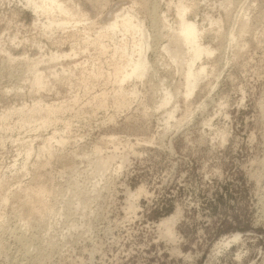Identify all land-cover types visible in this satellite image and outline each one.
Wrapping results in <instances>:
<instances>
[{"label": "rangeland", "instance_id": "rangeland-1", "mask_svg": "<svg viewBox=\"0 0 264 264\" xmlns=\"http://www.w3.org/2000/svg\"><path fill=\"white\" fill-rule=\"evenodd\" d=\"M79 1L96 23L116 4L131 3L109 0L101 13L90 0ZM177 1L139 5L154 34L149 50L154 65L142 80L125 83L139 96L116 108L110 52L85 49L82 33L77 42L61 30L49 34L35 25L21 0H0V111L38 101L68 107L46 131L15 129L6 138L3 126L14 127L20 116L1 122L0 140L6 141L0 143V171L7 179L0 196L10 199H0V264H264V0L184 1L215 50L204 59L209 76L190 97L177 64L162 54L168 30L153 27L148 14L171 5L167 13L174 22ZM73 44L76 55L52 67L45 61L52 51L71 52ZM33 60L42 63L38 67L50 89L32 87ZM90 62L94 71L98 65L105 69V79L93 78ZM53 67L60 75L51 74ZM167 87L178 88V95L159 107ZM103 92L107 110L96 109ZM55 129L69 137L68 146H54L50 165L36 153L26 162V146L38 149ZM107 155L112 158L104 165ZM38 188L46 201L32 208L28 198ZM174 215L179 219L168 234L163 220Z\"/></svg>", "mask_w": 264, "mask_h": 264}, {"label": "bare ground", "instance_id": "bare-ground-1", "mask_svg": "<svg viewBox=\"0 0 264 264\" xmlns=\"http://www.w3.org/2000/svg\"><path fill=\"white\" fill-rule=\"evenodd\" d=\"M173 1L174 0H172V1L169 0V2H171V3ZM184 1L185 0H180L179 2L177 1L178 3L176 2L177 3L176 5L174 4L175 9H176V10L174 9V11H176V15H177V17H176L177 19L176 20L174 19L175 21L173 20L174 22H171V20L169 19L171 17H169V14L167 13L170 11V9H168V8L169 7L171 8V5L169 4V2H167L170 5V6H168L167 11L165 10V12L158 14L155 12L156 9H154L155 10V11L153 10L155 12L154 14H153L152 10L149 11L148 14L152 18V19L151 18L150 19L152 20L151 22L153 24V27L160 26V27H162V29L164 28V29L168 30L162 39L164 41V43L162 44V46H163V48H162L163 53L162 54L165 53L174 63L177 64V66H178L177 68L180 72V75L182 74L181 76L183 77V82L181 83V85L183 84V86L185 88L184 95H185V97H190L191 95L194 94L195 89L198 88L201 81L203 79H205L207 76H209V72H210L209 69L210 68H208V65H206L207 59L205 60L206 63L204 62V59H205V57H210L212 54H214L215 50L211 47V45H208V43L207 44L205 43V41H204L205 30L203 29V27H201L199 22L196 19L189 18L188 14L191 12L190 11L191 7L188 6L187 5L188 3L186 4ZM90 2L93 5H95L97 7V9H99V11H101L104 9V7H106V4L108 5V2H110V1L109 0H90ZM130 2L131 3L127 6H125L126 3L124 4V2H121V3L119 2L120 3L119 6H117V4H116V8L115 9L113 8V10L111 8L112 11L107 14V16H109L107 19H103L100 23H99V21H97L100 24V26L98 25L99 28H97L98 26L96 27V24H98V23H96L94 20H92L90 18V16H89L90 14H88V12H85L82 9L83 4H81V1H79V0H21V3L25 6V8H27V10L29 9L32 12V14L34 15L35 25L44 29L47 33L50 34V33H53L55 31L57 32L58 30L67 32V36L65 38H67V39H69V41H73V42H74V40H76V42H77L76 37L79 35V33H82V36L80 35L81 39H79L80 37L78 38L86 46V48H85L82 45V47H83V49L81 47L82 50H84V48L85 49L88 48V50H89V46H91V47L95 46L94 50L95 51L98 50L101 54L103 53L102 55H104L105 53L109 55L108 52H110L111 58L110 57H107V58L111 60V63L109 61V65L112 64L114 66L112 72H110V76L114 79V81H115L114 83L117 84V87H116L117 89L115 88L114 89L115 92H113L115 94H114V96L112 94L111 97L112 96L114 97V98L112 97L114 100V101H112V103L114 102L113 105L116 108L117 107L118 108L119 107L125 108L129 103L128 102L129 97H133V96L138 97L139 96L138 95L139 93L137 92V89L135 86L132 87L131 85H129L132 88H128V87H125L126 86L125 83H127L131 80H135V79L142 80L144 77H146L148 71H151V69L153 68L152 65H154V63L151 62L150 57H149V50L153 49L151 39H152L154 34H152L153 32H151V33L149 32L151 29L150 30L148 29L147 14H143L139 8L141 6V4L144 5V4H146V2H145V0H131ZM151 5H152V3H151ZM145 7H146V5H145ZM172 8H171V11H172ZM150 12H152V13H150ZM101 13H102V11H101ZM208 19H210V18H208ZM205 21H207V20H205ZM209 21H211V20H209ZM217 23H219V22L217 21L216 24ZM220 23H219V25H220ZM244 25H246V24H244ZM206 31H207V29H206ZM47 33H46V35H47ZM229 39L231 42L234 41L233 30L230 32ZM73 42H71V43H73ZM71 43H70V45H71ZM78 43H80V42L78 41ZM74 45L75 44H73L71 46L72 47L71 52H65V51H59V50L58 51H52L50 53L49 57H47V60H45V61L46 62L48 61L50 67H52L53 63H58L62 59L76 55L77 54V50H76L77 47L75 48L76 45L75 46ZM100 53L98 55L102 56ZM92 57L93 56H91V58ZM96 59L94 61H96ZM92 60H93V58H92ZM98 60H99V64H100L101 59H98ZM33 61H34V65L30 67V69H32L35 73L33 81H31L33 83L32 87L36 86L37 87L36 89H39V91H40V89H42V88L45 89L46 87H48L50 89V87L46 85V84H48V82H46L47 80L45 81V79L47 77L44 76L45 75V74H43L44 72L42 73L39 70L40 66L38 67V65L41 62L38 60L37 61L33 60ZM101 63H103V62H101ZM104 64H105V62H104ZM53 65L55 66V64H53ZM90 65H91V62H90ZM46 66H48V65H46ZM90 67H92V65ZM94 67H95V64H94ZM53 68H52L51 74L53 73V74H55V76H58L56 74H59V73H56V71H53V70H56L55 68L54 69ZM64 69H66V68H63V71L66 72L67 69H69V68H67L66 70H64ZM71 69H72V67H71ZM76 69H78V68H76ZM85 69H87V68H85ZM92 69H93V67H92ZM94 69L92 71H94ZM97 69L98 70H95L93 72V78H97V80H99L98 78L104 77V75L106 74L105 73L106 71L104 72L105 69L101 70V68H99V65H98ZM57 71H58V69H57ZM69 71H70V69H69ZM82 71H84V70H82ZM92 71H91V73H92ZM70 72L68 74H70V75L74 74V73L72 74V70ZM73 72H75L74 69H73ZM179 72H177V73H179ZM60 73H62V72H60ZM81 73L84 74L83 72H81ZM85 73H86V71H85ZM89 73H88V75L87 74L86 75L90 76L91 74L89 75ZM108 73H109V71H107V74ZM62 74H65V73H62ZM61 76H59V78ZM85 76H82V77H85ZM110 78H109V80H110ZM66 79H67V77H66ZM104 79H105V77H104ZM113 79H112V82H113ZM63 80H65V79H63ZM84 80L86 81L87 79L84 78ZM109 80L106 79V81H109ZM131 83H132V81H131ZM87 84H89V83H87ZM80 85L82 86V83ZM85 87H87V86H85ZM178 92H179L178 88H174V89L170 88V87L165 88L162 99H161L160 104H159V107H166L178 95ZM104 93H106V92H103L101 95H98L99 94L98 93L97 94L98 96L96 95L97 96L96 97L97 102L95 101V98H94V101L96 102L95 104L97 106L96 109L98 108V109H102V110L103 109L107 110V108H108V104H107L108 100L106 98L107 94H104ZM77 99H79V98L77 97ZM77 101L78 100H75L76 103H77ZM89 101H91V100L89 99ZM43 102L45 103V101H43ZM44 103L38 101L37 103H35L32 106H27L26 105L27 103H24V105H21V107L19 105V108L15 107V108L11 109V108L7 107L10 110L5 109L6 111H0V126L4 125V124L2 125L1 122L3 120L6 121V119L9 118L10 115L17 113L20 116L14 127H7L6 124H5L6 127L3 126V128H5L6 133H7L6 138L11 137L12 131L15 129L22 130V129L31 128V129H34V131H46L52 125H55L58 121H60L58 114L63 109L66 111L68 108L67 106H64V104H63L64 107H62L61 105L56 106V105H48L47 103L46 104H44ZM76 103H74V104H76ZM87 104H89V103H87ZM29 105H31V104H29ZM81 106L83 107V105H81ZM90 106L92 107V105H90ZM65 107H67V108H65ZM69 107H71V106H69ZM75 107L76 106H74V108ZM82 107H80V108H82ZM87 107H89V106L87 105ZM74 108L72 107L71 110ZM83 109H84V107H83ZM96 109H94V110H96ZM92 110H93V107H92ZM69 111H70V109H69ZM72 112H73V110H72ZM106 112H108V111H106ZM174 112H175V110H171L169 112V114H168L169 118L174 117L173 116ZM77 113H78L79 117H83L84 115H86V114H83L84 111H83V113H81V112H77ZM88 113H89V111L87 112V114ZM93 113H96V111ZM63 114H64V112H63ZM90 114L88 115L90 117H92L94 115V114L93 115H90ZM61 115H62V112H61ZM64 115H66V114H64ZM111 119L112 120L114 119L113 116ZM61 120H63V119H61ZM77 120H78V117H77ZM68 121H66V122H68ZM109 121H111V120H109ZM84 122L86 123V121H84ZM11 123H15V121L11 122ZM66 124L70 125L69 123H66ZM71 126L72 125H70V127ZM68 128H69V126H68ZM69 129H71V128H69ZM59 131H61V130H59ZM30 136H29V138H30ZM36 137H38V136H36ZM65 137L62 134L59 135L57 130L55 129L54 132L50 133L46 138L44 135L43 145L39 142L42 146L41 147L39 146L38 149H36L32 145V143L28 144L26 146V151L24 154L26 156L24 158L25 161L26 162H27V160L30 161L29 159L31 158V156L34 155V153H36L38 160L39 159L42 160V157L46 156L47 159L45 158V160H44V158H43L44 161H42V162H44L47 165L49 163V158H52L53 155L55 154L54 153V146L58 145L61 148H63L69 143V141H70V140H68L69 137L68 136H67L68 138H65ZM6 138H2L0 140V143L3 144L6 141ZM29 138H27V139H29ZM31 138H32V136H31ZM39 138H41V137H39ZM27 139H23V141L27 140ZM21 146H22V144H21ZM58 148L59 147H57V149ZM19 150H20V148H19ZM62 150H64V149H62ZM61 153H62V151H61ZM17 155H18V153H17ZM111 158H112V156H110V155L109 156L107 155V157H102V159H101L102 164L108 165L111 161ZM35 159H37V158H35ZM51 160H54V159H51ZM35 162L37 163L38 161H35ZM43 164H42V166H43ZM49 165H50V163H49ZM10 167H14V166H10ZM22 168H23V166H22ZM14 169H16V168H14ZM23 169H25V166ZM0 170H1V168H0ZM26 170H27V168H26ZM1 171H0V194L3 195V193L1 192V189L4 188L3 186H4V183H6L5 181H6L7 177L5 179L3 176H1L2 175ZM4 171H3V173H4ZM11 171H13V170H11ZM5 173H6V171H5ZM3 175H5V174H3ZM44 192L45 191L41 188H38V189L32 191V196L28 198L29 202H30L29 204H32V208H37L40 204H43L46 201L45 200L46 193H44ZM2 195L0 196V199L4 203H6L10 199V195L9 194H6L4 196H2ZM28 199H27V201H28ZM27 201H26V203H27ZM178 219H179V215H174L173 217H169V218H166L163 220L164 226L167 227L168 234H171L172 232H174V225Z\"/></svg>", "mask_w": 264, "mask_h": 264}]
</instances>
